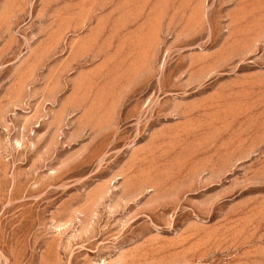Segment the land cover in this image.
I'll return each instance as SVG.
<instances>
[{"label":"rangeland","instance_id":"obj_1","mask_svg":"<svg viewBox=\"0 0 264 264\" xmlns=\"http://www.w3.org/2000/svg\"><path fill=\"white\" fill-rule=\"evenodd\" d=\"M0 264H264V0H0Z\"/></svg>","mask_w":264,"mask_h":264},{"label":"bare ground","instance_id":"obj_2","mask_svg":"<svg viewBox=\"0 0 264 264\" xmlns=\"http://www.w3.org/2000/svg\"><path fill=\"white\" fill-rule=\"evenodd\" d=\"M154 103V102H153Z\"/></svg>","mask_w":264,"mask_h":264}]
</instances>
